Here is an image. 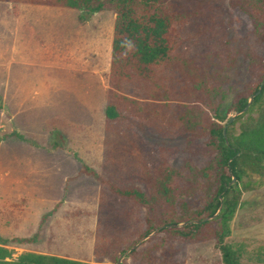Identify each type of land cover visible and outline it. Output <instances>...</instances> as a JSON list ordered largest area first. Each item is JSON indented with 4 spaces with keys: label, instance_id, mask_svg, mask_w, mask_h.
<instances>
[{
    "label": "rangeland",
    "instance_id": "obj_1",
    "mask_svg": "<svg viewBox=\"0 0 264 264\" xmlns=\"http://www.w3.org/2000/svg\"><path fill=\"white\" fill-rule=\"evenodd\" d=\"M208 4L182 39L181 48H190L188 55L195 62L188 64L189 73L179 62L165 64L161 71L176 85L188 86L187 94L169 101L177 116L183 104L208 112V98L221 101L227 110L237 93L245 94L257 82L264 64V41L253 33L252 19L232 7L230 0H209ZM80 15L76 9L0 2V242L13 250V259L34 252L98 264L93 248L99 184L93 176L80 175V170L87 167L99 172L103 161L114 12H97L84 20ZM94 45L100 48H90ZM95 49H100V60L80 59L90 57ZM49 51L53 55L46 56ZM200 82L210 84L211 90L206 92ZM135 87L142 94L147 88L144 82ZM201 113L195 108L190 123L170 124L160 139H151L159 147V159L182 172L183 185L193 183L176 200L175 216L202 206L216 187L214 182L209 187L215 171L212 178L200 173L215 155L205 144L207 136L195 129L186 134ZM235 114L242 113L232 112L228 117ZM238 127L237 123L234 132ZM55 143L60 145L54 147ZM247 181L251 186L239 196L241 205L229 221L225 240L242 248V264H264L257 259L264 247V176L249 174L243 177ZM202 220L177 226L208 221ZM212 225L217 228L218 222ZM146 227L136 224L128 240ZM158 231L153 230L137 246L143 247L142 253H154V244L162 241L164 247L155 252L160 255L171 248L170 256H163L169 264H224L214 239L191 243L160 236L151 241ZM28 237L34 242L13 241ZM129 254L119 264H141V256ZM100 264L111 263L104 258Z\"/></svg>",
    "mask_w": 264,
    "mask_h": 264
},
{
    "label": "trees",
    "instance_id": "obj_2",
    "mask_svg": "<svg viewBox=\"0 0 264 264\" xmlns=\"http://www.w3.org/2000/svg\"><path fill=\"white\" fill-rule=\"evenodd\" d=\"M208 1L0 0L76 9L81 12V20L101 11L114 12L105 90L103 161L99 172L87 167L80 170V175L93 176L99 184L93 248L98 264L104 258L111 264L116 263L125 250L156 228L159 231L151 241L160 236L191 243L214 239L224 264H242V248L234 247L225 239L230 233L229 221L241 205L239 196L251 186L250 181L243 182V177L264 176V85L246 108L249 97L264 80V64L259 68L257 82L245 94L237 93L227 110L222 109L221 101L208 98V112L199 106L183 104L180 116L171 109L169 101L187 94L188 86L176 85L169 77L161 75L165 64L182 63L187 73L188 64H195L188 55L190 48H181L182 39L191 23L205 13ZM230 5L240 8L252 19L253 33L264 41V0H230ZM181 8L185 13L180 12ZM193 77L195 84L197 76L193 74ZM142 82L147 86L143 94L135 87ZM202 83L205 84H199L206 92L211 90L210 84L203 86ZM143 96L147 99L143 100ZM195 108H200L202 113L194 122V128L186 129V134L195 129L207 136L205 144L215 155L200 173L212 178L215 171L209 187L211 189L213 182L216 187L202 200V206L175 216L176 200L189 192L193 183L183 185L182 172L159 159V147L151 139H160L163 128L168 129L170 124L190 123ZM244 108L246 110L229 123V113L241 112ZM237 123L238 131L234 132ZM59 145L55 143L54 147ZM232 177L236 179L234 184H230ZM216 212L213 220L177 226L190 220L200 221ZM214 221L218 222L217 228L212 225ZM138 223H145L146 229H138L137 237L128 240L130 231ZM13 241L32 243L34 239ZM5 245L0 242V264H88L34 252H24L13 259V250ZM154 247V253L151 250L142 253L141 246L131 251L129 257L141 256V264H169L163 256L169 257L172 249L162 250L159 255L155 251L164 247L162 241ZM257 259L264 263V247Z\"/></svg>",
    "mask_w": 264,
    "mask_h": 264
},
{
    "label": "water",
    "instance_id": "obj_3",
    "mask_svg": "<svg viewBox=\"0 0 264 264\" xmlns=\"http://www.w3.org/2000/svg\"><path fill=\"white\" fill-rule=\"evenodd\" d=\"M263 85H264V80H263L262 83L260 84V86H259L257 92H256L255 94H252V95L249 97V99H248V104H247L246 108L251 104L252 99L254 98V96H255V95H258V94L261 92V89H262ZM246 108H244L241 112H238V113H243V112L246 110ZM235 117H236V114L230 116V118H229V123L232 122L233 119H234ZM235 180H236L235 177H232V181H231L230 184H233V183L235 182ZM219 210H220V208H219ZM219 210H218V212H219ZM218 212H216V213H215L213 216H211V217H208V218L203 219L202 221L208 220V219H210V218H215V216L218 214ZM191 223H196V221H191ZM152 234H154V232H151V233H149L148 235H146L145 237H143L142 240H141L139 243H137L136 245L130 247L128 250H126V251L124 252L123 255L125 256V255L129 254L130 251H132L133 249L137 248V246H138L140 243H142L143 240L148 239ZM124 256H123V257H124ZM123 257H122V258H123ZM122 258H121V259H122ZM121 259L118 260L116 264H119V263L121 262Z\"/></svg>",
    "mask_w": 264,
    "mask_h": 264
},
{
    "label": "crops",
    "instance_id": "obj_4",
    "mask_svg": "<svg viewBox=\"0 0 264 264\" xmlns=\"http://www.w3.org/2000/svg\"><path fill=\"white\" fill-rule=\"evenodd\" d=\"M13 4V3H12ZM25 5H28V4H25ZM36 6H41V5H36ZM47 7H49V6H47ZM56 8H59V7H56ZM61 9H65V8H61ZM112 35H113V31H112ZM102 38V37H101ZM112 42V37H111V41H110V35H109V44ZM90 48H100V47H97L96 45H94L93 47H90ZM100 49H95V51H94V53L90 56V57H87V58H80V59H82V61L83 60H85V61H87V62H89V61H98V60H100L101 59V57H99V51ZM68 54V53H67ZM41 55H44V51L42 50V52H41ZM49 55H53V53L52 52H46V56H49ZM11 56H13L12 54H11ZM60 57H64V56H62V55H59ZM110 57H111V48H109L108 49V58H109V64H110ZM9 57H7V59H8ZM67 58V57H66ZM66 63H68V60L66 61ZM66 63H64V64H62V65H65ZM108 68H109V66H108ZM108 71V70H107ZM71 178V177H70ZM73 178V177H72ZM74 179V178H73ZM71 180V179H70ZM99 193V192H98ZM42 254H49V255H55V254H51V253H42ZM56 256H59V255H56Z\"/></svg>",
    "mask_w": 264,
    "mask_h": 264
}]
</instances>
